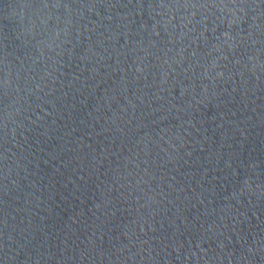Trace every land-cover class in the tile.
Wrapping results in <instances>:
<instances>
[{
    "label": "water",
    "instance_id": "obj_1",
    "mask_svg": "<svg viewBox=\"0 0 264 264\" xmlns=\"http://www.w3.org/2000/svg\"><path fill=\"white\" fill-rule=\"evenodd\" d=\"M0 264H264V0H0Z\"/></svg>",
    "mask_w": 264,
    "mask_h": 264
}]
</instances>
